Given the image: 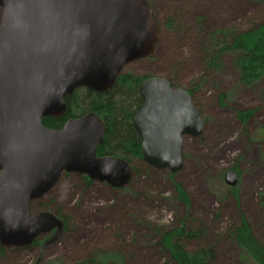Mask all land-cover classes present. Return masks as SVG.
Here are the masks:
<instances>
[{
    "label": "water",
    "instance_id": "1",
    "mask_svg": "<svg viewBox=\"0 0 264 264\" xmlns=\"http://www.w3.org/2000/svg\"><path fill=\"white\" fill-rule=\"evenodd\" d=\"M0 247L24 249L63 223L49 212L31 213L61 176L77 174L126 187L133 176L123 159L97 157L105 126L90 112L61 129L64 98L78 88L110 91L129 64L153 55L156 15L144 0H0ZM143 102L133 117L141 159L172 175L183 167L184 138L203 133L205 120L191 95L160 76L139 86ZM238 184L232 170L223 174Z\"/></svg>",
    "mask_w": 264,
    "mask_h": 264
},
{
    "label": "rangeland",
    "instance_id": "2",
    "mask_svg": "<svg viewBox=\"0 0 264 264\" xmlns=\"http://www.w3.org/2000/svg\"><path fill=\"white\" fill-rule=\"evenodd\" d=\"M147 1L159 22L156 52L123 70L140 77H163L167 72L168 52H175L169 20L196 26L194 32L198 26L204 31L229 27L246 31L264 20L261 0ZM200 16L204 20L199 24L196 18ZM185 47L181 46L182 56L173 60L183 65L172 70L177 73L178 86L190 90L196 87L194 97L205 127L200 137L184 138L181 171L172 178L168 170L145 173V163L134 161L132 165L139 173L122 189L99 182L86 186L80 175H62L40 204L50 202V209L58 210L66 220L67 231L58 241H52V232L39 239V246L7 248L0 264H87L98 253L118 252L125 264H168L156 245L158 234L178 226L180 220L188 228L205 230L202 238L183 242L188 250L210 246L215 252L212 264H244L237 247L225 235L227 229L239 224L241 215L264 246V141L260 135L264 129V98L260 87L241 86L235 69L225 60L221 72L206 73L198 58L190 59L191 50ZM221 95L223 101L219 103ZM246 110L254 113L243 123L237 112ZM232 168L239 175L236 196L222 180ZM173 182L185 190L189 207L176 199ZM122 214L125 219H119Z\"/></svg>",
    "mask_w": 264,
    "mask_h": 264
},
{
    "label": "trees",
    "instance_id": "3",
    "mask_svg": "<svg viewBox=\"0 0 264 264\" xmlns=\"http://www.w3.org/2000/svg\"><path fill=\"white\" fill-rule=\"evenodd\" d=\"M144 1L153 9L151 3L147 0ZM261 1L264 2V0ZM203 20V16L196 18L199 24ZM157 23L159 26L158 19ZM167 25L169 28H173L175 52L172 49L171 53L168 52L167 56L169 59L166 62L167 72L164 73L163 77L168 79L172 87L182 88L177 85L175 80L177 73L172 68L177 69L178 64L179 66L183 65V63H175L173 60L178 56H182L181 46L184 48L187 46V49L191 50L188 53L190 59L195 61V58H198L199 65L203 71L209 74L219 73L224 66V62L227 61L235 69L239 84L243 87L259 86L260 94L264 98V20L246 31L239 32L230 27L221 29L212 28L211 30L207 29L208 31H204L201 29L202 26H198L194 32L196 26L187 27L176 20H169ZM158 42L159 38L155 45V50ZM155 50L153 55L156 52ZM148 77L153 76L140 77L122 72L116 79L113 88L107 93H96L85 88H78L71 95L64 98L66 106L65 115L58 120L44 118L42 125L50 129L59 130L68 120L79 118L90 112L96 113L105 126L104 139L102 144L96 149V156H114L123 159L132 166L133 179L139 173V170L132 163L134 161H141L143 163L141 160V139L133 127V117L143 105L139 86ZM184 89L191 95L194 106L201 114L198 102L194 97V93L197 90L196 87L193 90ZM218 100L221 103L223 95ZM253 113L254 110L239 111L237 112V117L241 122L245 123L252 117ZM260 135L264 141V129L261 130ZM144 166H146L145 173L154 171L153 168L146 164ZM231 170L234 171L233 168ZM235 173L239 176L237 172ZM64 176H67V174H64ZM172 176L174 175L170 173L171 178ZM82 180L86 186L92 184V181L85 176H82ZM173 187L175 188L176 199L189 207L190 200L182 186L179 183L173 182ZM228 191L234 194L236 188H228ZM234 195L236 196V194ZM41 201L31 204V212H50L61 216L58 210L52 211L50 209V204H48L50 202L44 205V203L40 204ZM121 216L119 219H125L124 214ZM67 228L68 225L65 220L63 233L67 231ZM204 231L203 228H188L186 223L180 220L178 226L173 225L159 232L156 245L161 253L166 255L168 264H212L215 259V252L210 246L188 250L183 243L202 238ZM225 235L237 247L238 257L242 263L264 264V246L254 236L250 224L243 215H241L239 224L227 229ZM38 245V241L33 243V247ZM7 250L0 247V256H3ZM111 262L125 264L124 256L119 252L98 253L95 258L88 260L87 264H109Z\"/></svg>",
    "mask_w": 264,
    "mask_h": 264
},
{
    "label": "flooded vegetation",
    "instance_id": "4",
    "mask_svg": "<svg viewBox=\"0 0 264 264\" xmlns=\"http://www.w3.org/2000/svg\"><path fill=\"white\" fill-rule=\"evenodd\" d=\"M113 157H114V156H113ZM117 158H118V157H117ZM141 160H142V159H141ZM130 166H131V165H130ZM131 167H132V166H131ZM65 174H67V173H65ZM63 175H64V174H63ZM76 175H77V174H76ZM80 176H83V175H80ZM83 177H84V176H83ZM85 177H86V176H85ZM132 177H133V176H132ZM237 177H238V180H239V176H237ZM87 178H88V177H87ZM90 181H91V180H90ZM93 182H94V181H92V183H93ZM104 184H106V183H104ZM129 184H130V183H129ZM129 184H128V185H129ZM106 185H107V184H106ZM128 185H127V186H128ZM107 186H108V185H107ZM127 186H126V187H127ZM108 187H110V186H108ZM41 200H42V199H40V200H38V201H35V202H39V201H41ZM32 203H33V202H32ZM32 203H31V204H32ZM30 207H31V205H30ZM31 213H33V212H31ZM37 213H38V212H37ZM49 213H50V212H49ZM51 214H52V213H51ZM53 215H54V214H53ZM54 216H56L58 219H60V220L62 221V223H63V229H64V223H65V219H64V217H62V216H57V215H54ZM63 229H62V233L60 234V236H59L55 241H58V240L60 239V237L62 236L63 231H64ZM52 232H55V230H53V231H51L50 233H47V234H45V235H42L41 237H39V238L36 239L35 241H38V242H39V241H40V240H39L40 238H42L43 236H48V235H50ZM35 241H34V242H35ZM34 242H33V243H34ZM33 243H32L31 246H29V247H27V248H24V249H18V250H25V249L31 248V247H33ZM38 246H39V245H38ZM3 249H4V248H3ZM16 249H17V248H16Z\"/></svg>",
    "mask_w": 264,
    "mask_h": 264
}]
</instances>
